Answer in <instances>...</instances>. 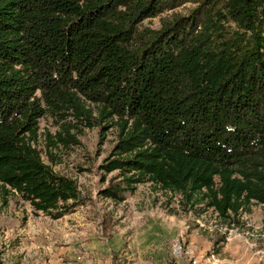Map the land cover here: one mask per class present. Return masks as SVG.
I'll use <instances>...</instances> for the list:
<instances>
[{
    "label": "trees",
    "instance_id": "16d2710c",
    "mask_svg": "<svg viewBox=\"0 0 264 264\" xmlns=\"http://www.w3.org/2000/svg\"><path fill=\"white\" fill-rule=\"evenodd\" d=\"M45 115L116 126L105 198L149 182L224 220L264 206V0H0V193L56 218L79 191L35 146Z\"/></svg>",
    "mask_w": 264,
    "mask_h": 264
},
{
    "label": "rangeland",
    "instance_id": "374dc122",
    "mask_svg": "<svg viewBox=\"0 0 264 264\" xmlns=\"http://www.w3.org/2000/svg\"><path fill=\"white\" fill-rule=\"evenodd\" d=\"M193 6L184 3L142 25L158 28L160 17ZM87 106L96 115V106ZM63 121L43 116L35 146L54 171L76 181L79 197L54 218L16 194L4 202L0 193V264H264L262 204L224 220L202 204L184 210L178 195L149 182L137 184L123 201L105 198L98 191L117 172L101 165L115 144L116 126H86L72 115ZM65 123L78 143L64 146L48 137Z\"/></svg>",
    "mask_w": 264,
    "mask_h": 264
}]
</instances>
